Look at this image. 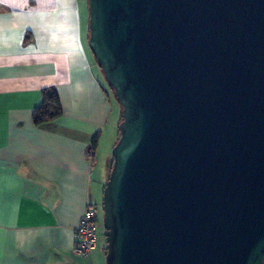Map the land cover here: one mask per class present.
<instances>
[{
    "label": "water",
    "instance_id": "obj_1",
    "mask_svg": "<svg viewBox=\"0 0 264 264\" xmlns=\"http://www.w3.org/2000/svg\"><path fill=\"white\" fill-rule=\"evenodd\" d=\"M121 107L105 264H264V0H87Z\"/></svg>",
    "mask_w": 264,
    "mask_h": 264
},
{
    "label": "crops",
    "instance_id": "obj_2",
    "mask_svg": "<svg viewBox=\"0 0 264 264\" xmlns=\"http://www.w3.org/2000/svg\"><path fill=\"white\" fill-rule=\"evenodd\" d=\"M82 1L0 0V264H105L99 242L87 258L72 253L84 207L100 201L98 156L118 118ZM48 89L62 113L37 127Z\"/></svg>",
    "mask_w": 264,
    "mask_h": 264
},
{
    "label": "rangeland",
    "instance_id": "obj_3",
    "mask_svg": "<svg viewBox=\"0 0 264 264\" xmlns=\"http://www.w3.org/2000/svg\"><path fill=\"white\" fill-rule=\"evenodd\" d=\"M82 4H83L82 12L84 15V19L86 20L84 23V29L86 31V26L88 27L87 0H83ZM87 43H88V41H87ZM90 53H91V51H90ZM99 74H100L99 75L100 81L103 82L104 79H103L102 72H100ZM104 83L106 84L105 81H104ZM105 86L108 88V91H109L110 89H109L108 85L106 84ZM109 93L112 96L111 91H109ZM112 99L114 100V103L116 104L114 107L116 110H114L113 113L115 114L118 111V114H119L120 106L118 105V103L116 102V100L113 96H112ZM110 134H112V135H110ZM115 139H116V134L114 132H111V133L108 132V135L105 137L104 141L101 143V149H100V153L98 156L99 159L97 161L98 164L96 166V175H97V170L101 169L98 173V176L100 177L101 173H102L101 180L104 184L106 183V181L108 179V175H109L108 163H109V159L111 157L112 148L117 141ZM112 143H114V144H112ZM103 188H104V185H103ZM102 191H103V189H102ZM102 191H101V193H102ZM101 202H102V195H101V198H100V201L98 202V204L93 203L98 208V218H97L98 225H97V229H96V237H97V242H99L103 246H106V236H105L106 231L103 228V214H102ZM105 255H106V253H105Z\"/></svg>",
    "mask_w": 264,
    "mask_h": 264
},
{
    "label": "trees",
    "instance_id": "obj_4",
    "mask_svg": "<svg viewBox=\"0 0 264 264\" xmlns=\"http://www.w3.org/2000/svg\"><path fill=\"white\" fill-rule=\"evenodd\" d=\"M98 68H99V66H98ZM100 71H101V69H100ZM109 89H110L109 91H111V93H112V96L114 97L113 90L110 87H109ZM42 93H43L42 102H41L40 106H38L37 108H35L33 110V113H32V122L37 127L44 126L46 123L57 119L62 113L60 102L58 100V96L53 91V89L44 90ZM119 111L120 112L118 114V118H117L116 122L114 123V131H115V134H116V139L115 140H117L118 137H119L118 124L121 121V107H120ZM98 137L99 136L96 135V136H94L91 139L90 144H89V146H88V148L86 150V154H87V156L89 157L90 160L94 156V152H95L97 144H98ZM111 165H112V158L110 157V160H109V163H108L109 170L111 168Z\"/></svg>",
    "mask_w": 264,
    "mask_h": 264
},
{
    "label": "built area",
    "instance_id": "obj_5",
    "mask_svg": "<svg viewBox=\"0 0 264 264\" xmlns=\"http://www.w3.org/2000/svg\"><path fill=\"white\" fill-rule=\"evenodd\" d=\"M97 218V206L87 203L75 229V243L72 248L74 255L87 258L97 248Z\"/></svg>",
    "mask_w": 264,
    "mask_h": 264
}]
</instances>
